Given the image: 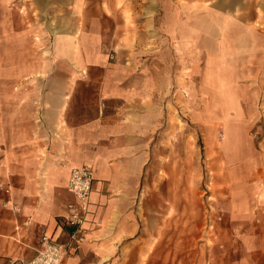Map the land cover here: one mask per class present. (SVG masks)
Wrapping results in <instances>:
<instances>
[{
	"label": "crops",
	"instance_id": "crops-1",
	"mask_svg": "<svg viewBox=\"0 0 264 264\" xmlns=\"http://www.w3.org/2000/svg\"><path fill=\"white\" fill-rule=\"evenodd\" d=\"M257 1L245 6L264 12ZM189 14L184 0H0V184L9 189H0V264L30 260L43 234L68 242L67 181L81 165L94 171L85 239L61 264H173L172 219L155 228L142 180L172 106L173 73L161 62L189 40ZM255 16L229 22L232 82L245 88L246 182L229 183L191 264H264V13Z\"/></svg>",
	"mask_w": 264,
	"mask_h": 264
},
{
	"label": "rangeland",
	"instance_id": "rangeland-1",
	"mask_svg": "<svg viewBox=\"0 0 264 264\" xmlns=\"http://www.w3.org/2000/svg\"><path fill=\"white\" fill-rule=\"evenodd\" d=\"M186 1L189 40L184 47L176 44L161 62L173 73L172 106L160 120L142 180L143 200L154 211L155 228L164 233L166 219H172L173 264L192 263L189 256L197 254V236L209 215L225 210L229 183L246 182L245 100L240 99L245 88L236 83V75L232 82L229 22L234 18L244 25L264 13L245 6L257 0H227L237 4L235 17L215 9L217 0ZM160 264H166L165 258Z\"/></svg>",
	"mask_w": 264,
	"mask_h": 264
},
{
	"label": "built area",
	"instance_id": "built-area-1",
	"mask_svg": "<svg viewBox=\"0 0 264 264\" xmlns=\"http://www.w3.org/2000/svg\"><path fill=\"white\" fill-rule=\"evenodd\" d=\"M94 178L93 168L89 165L75 166L70 169L67 190L73 195V201L67 205L64 225L68 228V242L59 243L49 235L43 234L39 239V248L30 260L24 264H61L68 255V246L79 247L84 241V216L89 210V198ZM6 193L7 187L0 184ZM4 206L6 203L3 204ZM17 209L16 206L13 207Z\"/></svg>",
	"mask_w": 264,
	"mask_h": 264
}]
</instances>
